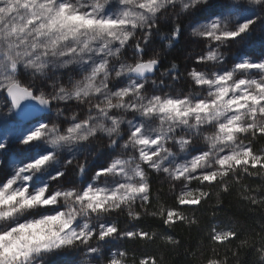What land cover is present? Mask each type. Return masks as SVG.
I'll use <instances>...</instances> for the list:
<instances>
[{
    "label": "clouds",
    "instance_id": "9594fccd",
    "mask_svg": "<svg viewBox=\"0 0 264 264\" xmlns=\"http://www.w3.org/2000/svg\"><path fill=\"white\" fill-rule=\"evenodd\" d=\"M0 9V122L22 111L9 85L49 100L30 117L38 137L0 140V264H177L181 249L178 264H264V169L225 165V178L219 165L252 141L264 150L248 130L264 115L253 119L251 100L232 103L264 96V68L239 67L264 64L242 51L253 38L264 44V0H0ZM245 21L235 41L217 39ZM181 193L203 204L181 210L168 234L148 223ZM225 197L259 209V229L235 222L240 239L201 238L191 252L169 235L199 229L201 210ZM138 218L148 239L126 243ZM109 223L119 230L105 237Z\"/></svg>",
    "mask_w": 264,
    "mask_h": 264
},
{
    "label": "snow or ice",
    "instance_id": "6c2138e0",
    "mask_svg": "<svg viewBox=\"0 0 264 264\" xmlns=\"http://www.w3.org/2000/svg\"><path fill=\"white\" fill-rule=\"evenodd\" d=\"M24 3H29V0H24ZM2 11V9H0ZM215 14V13H213ZM87 24H91V20L85 21ZM249 27L247 21L244 22V24L240 27L238 32H232V33H226V34H218L217 39L220 38V35H223L225 38L235 41L237 38L240 37L241 33H244L246 29ZM261 27L264 29V22H261ZM210 35V34H208ZM170 38V37H169ZM207 38V37H206ZM201 46H203V42H201ZM145 54H147L145 52ZM257 60L260 58L257 57ZM239 67H250L253 69L257 68H264V64H249L244 65L241 64ZM225 74L227 73V70H223ZM29 85H16L12 84L9 85L8 91L6 95L10 97V103L13 106H19L22 111L19 115H15L11 118V120L6 122H0V140L3 139V135L5 132L10 134L12 136V144L14 145L15 142L19 139L21 135H24V133L29 129V125L35 123L30 117L32 116V113L36 110L35 104H48L49 100L44 96H36L35 92L30 91ZM258 88H260L262 91H264V85H257ZM240 100H243L244 103L240 104L239 101H233L232 103H236L239 108H247L249 107L248 101H253L254 107L250 108V113L255 118V115L259 113L260 115H264V96H256L251 93H246L244 96H241L239 98ZM241 131H244V129H240ZM248 130L250 132H253L256 134L258 138H264V127H259L255 124H249ZM40 135V132L38 129H33L31 131H27V140H33L34 138L38 137ZM247 138V137H246ZM199 151V150H198ZM195 153H193L194 155ZM239 155V158H237ZM222 156H226V158L220 159L219 165L222 169V175L225 178L230 177V172L227 170H224L225 165L229 166H235V167H243L250 170H259L264 169V150H261L259 148L257 141H252V143L245 144L242 147V150L239 154H231L230 156H227L226 154H222ZM234 161V165L231 164V162ZM203 181L207 183L209 186H214L217 183V173L208 171L203 174L202 177ZM198 182V181H197ZM182 183L178 184L177 190H179L182 187ZM144 188H141L140 191H144ZM192 196V193H181L179 197L176 195H173L171 198V206L167 207L166 210L163 212L162 215L159 216H153V220H158L159 224L161 226H167L171 224L173 227L177 226L178 224L184 223V217L180 215V211L186 208H199L203 204L202 198H192V199H185L184 196ZM255 207V205H253ZM148 208L151 211H156L152 207L151 200H148ZM143 223V218H138L132 226H130L128 229H124L126 236H125V242H132L133 237H135L137 240L140 239H148L149 231L144 228H139V231L137 232L136 229ZM35 229H41V225L37 224L33 226ZM236 224L235 221L231 220H221L217 221V219L214 218L212 221H210L206 225V231L209 233V236L207 237V240H211L215 244L223 245L225 243H233L234 241L240 239V233L236 230ZM119 230L118 227L113 228L111 227L109 223V227L103 235L106 237L109 233H117ZM42 231V229H41ZM165 234H168L167 230H163ZM171 236H174V233L169 234ZM264 235V233H262ZM155 239V237H153ZM207 242V241H206ZM63 241H61V244ZM243 243V242H242ZM110 264H121V261L111 260ZM141 264H149L148 260L145 259L141 261ZM152 264H155V261L153 259ZM208 264H216V261L212 260L211 258L208 259Z\"/></svg>",
    "mask_w": 264,
    "mask_h": 264
},
{
    "label": "trees",
    "instance_id": "16d2710c",
    "mask_svg": "<svg viewBox=\"0 0 264 264\" xmlns=\"http://www.w3.org/2000/svg\"><path fill=\"white\" fill-rule=\"evenodd\" d=\"M248 48H255L263 46L264 44H261L259 39L253 38L250 39L246 44ZM251 183H258L257 180L250 181ZM202 215V223L200 225V228L197 229L195 226L189 230L188 228H184L182 231L180 229L177 230V233H174V235H178L180 239H182L183 244L187 247L188 252H191L198 240L203 238L205 242L207 241V237L205 236V229L206 225L213 220L214 215L217 221L221 220H231L235 222H244L248 225L255 226L257 230L259 229V225L257 223L259 217H260V211L257 209L255 212H248L246 209L242 210L239 207H237L235 201L232 197H225L223 204H221L218 207H206L201 210L199 213ZM148 223H150L154 227H158L162 230H167V226H161L159 224L158 220H149ZM187 253L181 249L180 255L176 257V262L184 260L186 258ZM245 260H250V252L245 253Z\"/></svg>",
    "mask_w": 264,
    "mask_h": 264
},
{
    "label": "rangeland",
    "instance_id": "374dc122",
    "mask_svg": "<svg viewBox=\"0 0 264 264\" xmlns=\"http://www.w3.org/2000/svg\"><path fill=\"white\" fill-rule=\"evenodd\" d=\"M242 51L246 52L247 54L254 55V56H264V45L260 47H255V48H248L245 45Z\"/></svg>",
    "mask_w": 264,
    "mask_h": 264
}]
</instances>
